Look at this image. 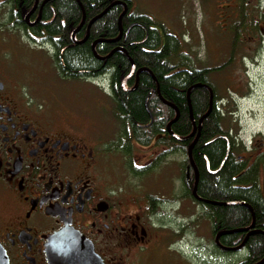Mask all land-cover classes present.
I'll list each match as a JSON object with an SVG mask.
<instances>
[{"label":"flooded vegetation","instance_id":"obj_1","mask_svg":"<svg viewBox=\"0 0 264 264\" xmlns=\"http://www.w3.org/2000/svg\"><path fill=\"white\" fill-rule=\"evenodd\" d=\"M43 1L38 0L35 5V0H0V247L8 264H49L48 240L64 229H73L88 239L102 264H142L147 260V252L156 256L157 264H193L194 205L202 210L197 220L208 221L202 217L207 210L200 206L206 204L192 196L194 181L192 184L189 181L187 153L180 151L184 142L173 138L171 127L165 133L161 128L135 131L153 121L149 111V123L131 126L114 115L119 132L89 135L87 131L73 130L69 123H57L42 106L28 98L19 79V45L20 41L35 45L38 41L33 33L35 27L53 20L43 21L42 14L50 2L42 5ZM73 1L78 5L80 0ZM122 1L128 8L126 15L136 13L129 0ZM232 2V6L218 7L223 20L221 39L254 40V65L259 66L264 51V0H245V14L241 0ZM81 14V21L73 31L82 22ZM88 23L85 16L76 34L84 28L85 37L87 33L89 36ZM135 25L129 23L126 31ZM142 28L145 38L151 31L163 35L155 23ZM75 37L71 39L77 43L85 39ZM237 47L238 44L233 51L231 46V57L222 64L221 71L229 68ZM128 81L134 84L124 87L127 92L134 87L136 74ZM154 93L157 96L156 89ZM227 135L234 138L229 132ZM223 137L229 140L226 135ZM233 148L239 149L237 159L246 161V170L241 175L248 174L254 166L255 181L263 189L264 134L256 133L250 149L241 151L239 144ZM180 153L185 156L184 192L178 195L174 191L177 176L173 172L170 195H163L164 161L171 158L173 164L174 156ZM205 168L212 173L207 165ZM146 183L154 184V190L147 192ZM176 203L186 219L178 221L175 229H167L164 207ZM252 215L253 210L251 218ZM219 244L226 247L221 237ZM214 246L218 257L228 252L215 242ZM199 248L204 250L208 245L200 244ZM245 250L244 246L237 253ZM143 253L145 256L141 255L139 261L136 256Z\"/></svg>","mask_w":264,"mask_h":264},{"label":"trees","instance_id":"obj_2","mask_svg":"<svg viewBox=\"0 0 264 264\" xmlns=\"http://www.w3.org/2000/svg\"><path fill=\"white\" fill-rule=\"evenodd\" d=\"M113 1L115 0H80L86 22L103 12ZM241 4L244 11L245 0H241ZM121 12V6L111 8L91 25L88 40L77 43L71 39V34L81 21L82 12L79 6L73 0H52L45 7L42 16L43 21L53 20L49 24L36 26L33 33L39 43L48 44L52 48L53 61L62 77L90 80L104 78L113 102V113L123 123H129L131 126L136 123H149V115L144 107L146 101L153 121L146 128L135 129L137 132L155 131L161 128L165 133L166 125L174 118L175 113L159 101L154 93L156 86L147 72L140 74L136 90L133 92L124 90L121 83L131 71V64L124 52L130 57L137 70L147 69L151 72L158 82L161 97L178 109L179 117L171 126L172 133L178 137H186L192 132L186 101L187 90L196 84H205L211 88L213 108L202 122L199 139L192 151V159L199 176L197 195L203 200L214 202H243L252 208L254 227L259 233L248 238L245 244L246 250L243 252L244 257L236 264L259 262L264 257V188L262 189L255 181L254 166L249 169L248 174L245 172L241 175L246 170V161L242 158L238 160L239 149L233 148L235 144L240 146V143L237 137L229 138L228 131L223 128V115L218 106L220 99L209 82L210 75L215 71H221L223 66L195 69L191 60L184 57L180 41L170 36L165 29L162 30V36L156 31H151L145 38V30L142 27L153 26L154 22L147 16L135 12L122 18L123 36L118 42L99 43L95 47L96 54L100 57L108 56L116 47H121L122 51L115 52L104 60L95 59L91 51V43L99 39L112 40L118 37V18ZM243 13L245 14V11ZM129 23L136 25L126 31ZM84 37L83 28L75 38L81 40ZM236 44L238 40L231 41L233 51ZM133 84L132 81H127L125 86ZM190 102L193 119L197 123L208 110L209 92L203 88L192 89ZM225 135L229 138L228 141L223 137ZM189 144V141L180 144V151L186 154ZM246 148L240 146L241 151ZM185 165L192 184L193 171L187 160ZM206 165L212 173L207 172ZM238 186L245 187L238 188ZM200 206L207 210L202 217L210 222L213 235L220 231L243 229L252 223L251 212L243 206L208 204ZM244 237L243 233L226 235L221 237V242L226 247H234L238 246Z\"/></svg>","mask_w":264,"mask_h":264},{"label":"rangeland","instance_id":"obj_3","mask_svg":"<svg viewBox=\"0 0 264 264\" xmlns=\"http://www.w3.org/2000/svg\"><path fill=\"white\" fill-rule=\"evenodd\" d=\"M129 1L136 13L149 16L157 24L161 34L165 29L170 36L180 41L184 57L191 60L195 69L217 68L231 57L232 40L221 39L223 20L218 7L232 6V0ZM20 42L19 79L26 88L28 98L35 105L42 106L46 115L57 123H69L75 131H87L89 135L119 132L104 78L90 80L62 77L57 71L53 50L48 44L38 41L31 46ZM254 54V40H238L237 52L234 53L229 68L215 71L209 77V82L220 99L218 106L223 115V128L231 136L237 137L240 146L248 149L254 146L257 132L264 134V51L259 66L254 65ZM173 159V164L171 158H168L162 166L163 195H170L169 180L173 172L177 176L174 191L178 195L184 192L182 171L185 156L180 153ZM146 185L147 192L154 190V184ZM179 208L178 203L164 207V224L167 229H175L178 221L186 219V214L179 211ZM201 212V208L195 204L193 264L240 262L244 253L231 252L218 257L210 222L203 218L196 219ZM200 244L208 245V248L202 250L199 248ZM144 254L136 256L140 261L141 255H147V260L142 264H157V258H154L156 256L150 252Z\"/></svg>","mask_w":264,"mask_h":264},{"label":"water","instance_id":"obj_4","mask_svg":"<svg viewBox=\"0 0 264 264\" xmlns=\"http://www.w3.org/2000/svg\"><path fill=\"white\" fill-rule=\"evenodd\" d=\"M51 0H44L42 5L46 4L47 2H49ZM38 0H35V5H37ZM78 5L80 7V9L83 12V19L82 22L80 24V26L72 32L71 37L72 39L75 37V34L78 32V30L80 29V27L83 25L84 21H85V15H84V11H83V7L80 3V1H78ZM115 6H122L123 7V11L121 12L119 18H118V28H119V35L117 38L112 39V40H104V39H99V40H95L91 43V51L92 54L94 56L95 59L98 60H104L110 56H112L115 52L118 51H122L121 48H115L114 50H112L110 52V54L106 57H100L96 54L95 51V46L99 43H116L118 42L122 36H123V31H122V27H121V20L122 18L126 15L128 8L127 5L124 1L122 0H115L112 3H110L103 12H101L99 15L95 16L93 19H91L87 25V31L89 30V28L91 27V25L96 22L98 19H100L103 15H105L111 8L115 7ZM39 20V16L36 19V22ZM88 38V33L85 37L84 40L78 42V43H83L86 41V39ZM125 56L126 58L129 60L130 64H131V72L130 74L122 81V87L124 88L126 82L133 76V74H136V83L134 85V87L129 90V91H134L137 87L138 84V78L140 73L142 72H147L150 77L153 79L155 86H156V94L159 98V100L166 106L170 107L174 113L175 116L174 118L168 122L167 124V130L170 132V127L171 125L177 121L178 117H179V111L178 109L164 101V99L161 97L160 95V91H159V86H158V82L156 81V79L153 77V75L151 74V72L147 69H139L136 71V67L134 66L132 60L130 59V57L127 55L126 52ZM194 88H203L206 89L209 92V106H208V110L207 112L201 116L199 118V120L197 121V123L195 122V120L193 119V115H192V107H191V102H190V92L192 89ZM213 93L212 90L209 86L205 85V84H196L191 86L188 90H187V94H186V101H187V106H188V110H189V117L192 123V132L186 136V137H178L176 135H173V138H175L176 140L180 141V142H187L189 140H192V143L189 145L188 149H187V160L188 163L191 167V169L193 170V174H194V186L192 189V196L197 200L202 202L203 204H208V205H212V206H243L246 207L250 212H252V208L243 203V202H230V203H221V202H214V201H209V200H203L201 199L198 195H197V184H198V171L194 165L193 159H192V151L194 146L196 145L199 136H200V131H201V125L204 119L207 118V116L211 113L212 108H213ZM144 107L146 109V111L149 113L148 107H147V103L145 102ZM171 134V133H170ZM237 233H246L245 238L243 239L242 243L236 247H222L219 244V238L222 236H226V235H232V234H237ZM256 233H259L258 231L254 230V215H252V223L249 227L244 228V229H235V230H228V231H220L218 232L215 237H214V242L216 245H218L219 247H221L223 250L228 251V252H237L239 250H241L244 246L245 243L247 242L248 238L251 235H254ZM46 257H47V261L49 264H102L100 258L95 254L94 252V248L92 243L86 239L82 234H80L77 231H74L73 229H64L58 233H56L55 235H53L49 240L48 243L46 245ZM264 263V257L257 263L255 264H263ZM0 264H8V260L6 257L5 252L2 250V248L0 247Z\"/></svg>","mask_w":264,"mask_h":264}]
</instances>
